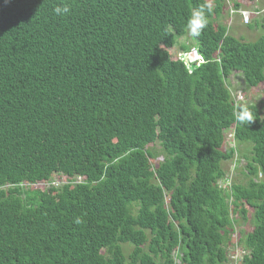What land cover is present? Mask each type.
Segmentation results:
<instances>
[{"label": "trees", "instance_id": "trees-1", "mask_svg": "<svg viewBox=\"0 0 264 264\" xmlns=\"http://www.w3.org/2000/svg\"><path fill=\"white\" fill-rule=\"evenodd\" d=\"M213 2L0 0V264H223L246 205L237 263L264 264V105L226 84L264 82V33L232 36ZM196 12L188 66L170 49ZM234 156L245 181L222 187Z\"/></svg>", "mask_w": 264, "mask_h": 264}, {"label": "rangeland", "instance_id": "rangeland-1", "mask_svg": "<svg viewBox=\"0 0 264 264\" xmlns=\"http://www.w3.org/2000/svg\"><path fill=\"white\" fill-rule=\"evenodd\" d=\"M208 4L213 5V0H206ZM237 2L242 6H245V8L242 11H231L233 9V3ZM223 3V10L222 14L220 15L219 22L224 24L227 27L228 33L236 38H241V41H244L246 43L254 42L255 39L260 35L264 33V29L256 26H253L252 28H247L243 19L244 17L248 18L251 21V19H254L255 17L260 20V18L264 17V0H222ZM254 5L257 6V8H253ZM251 8V10H250ZM253 9V10H252ZM259 11V12H256ZM191 31L190 29L187 31V33L181 37L176 38V43L173 48L170 49L171 53H174V56H176V53L180 51L179 44L180 43H186L187 46L193 47V42L190 39ZM226 84L228 85L231 95L236 103L245 104V103H255L259 107H263L264 105V82L261 84H258L255 87H246L242 81L241 75L239 72H233L227 79ZM229 145H233L232 142V134L231 131L226 130L224 133V145L223 148L228 147ZM149 149L154 153V157L151 159V164L155 167L163 158L162 151H160V146L158 143L153 144L151 147L149 146ZM238 149L240 153H244L245 157H249V152L246 147V145H238ZM237 157L234 156L231 160H227L222 163V169L224 171V179L219 182V185L222 187H227V185L232 183H244L245 178L243 177L242 173H244V164L245 159H238L236 163L234 162ZM53 182L54 180L56 184H60L62 181L65 180V178H57V176H54L52 178ZM61 179V180H59ZM76 181H81V177H77ZM44 186H48V184L44 183ZM247 213L246 218L242 219L240 218L239 212L236 213L232 217H236V221L234 225L232 226V229L230 230L229 240L226 244V250H227V261L223 264H238V260L240 258V255L243 253L244 250H241L239 248V243L242 242V238L248 231L251 230L253 226V217L251 208L246 205ZM238 241V243H237ZM129 252L128 249L125 250V253L127 254ZM176 263H178V260H176Z\"/></svg>", "mask_w": 264, "mask_h": 264}, {"label": "clouds", "instance_id": "clouds-1", "mask_svg": "<svg viewBox=\"0 0 264 264\" xmlns=\"http://www.w3.org/2000/svg\"><path fill=\"white\" fill-rule=\"evenodd\" d=\"M54 11H55V13L57 15H66V14L69 13L70 9L68 7H66V6L65 7H56ZM249 21H250V19H249ZM206 25H207V20H206V18L203 15L202 12H196L194 14L193 18H191L189 20V22H188V27H189V29L191 31V34L193 36L199 35L200 34V30H202L203 28H205ZM190 48H192V47H190ZM197 53H198V51H197ZM198 54H200V53H198ZM201 63H203V62H201ZM201 63H198L197 64L195 61L192 62V64H196V65H199ZM235 118L240 123H250L253 120L252 115H251L249 109L246 106H243V105H241L239 107V109H238V111L236 113ZM77 222L79 223V221H77Z\"/></svg>", "mask_w": 264, "mask_h": 264}, {"label": "built area", "instance_id": "built-area-1", "mask_svg": "<svg viewBox=\"0 0 264 264\" xmlns=\"http://www.w3.org/2000/svg\"><path fill=\"white\" fill-rule=\"evenodd\" d=\"M244 23L248 22V18L244 17ZM177 58H180L185 64L188 66L192 64V62L201 63L203 62V58L200 54L197 53V50L192 47L188 51H179L176 54Z\"/></svg>", "mask_w": 264, "mask_h": 264}, {"label": "crops", "instance_id": "crops-1", "mask_svg": "<svg viewBox=\"0 0 264 264\" xmlns=\"http://www.w3.org/2000/svg\"><path fill=\"white\" fill-rule=\"evenodd\" d=\"M251 2H253L252 0H251ZM257 8V6L256 5H254V7L253 8ZM245 8V6H242L241 8H240V10H243ZM250 10H251V8H250ZM253 10V9H252ZM259 12V11H258Z\"/></svg>", "mask_w": 264, "mask_h": 264}, {"label": "bare ground", "instance_id": "bare-ground-1", "mask_svg": "<svg viewBox=\"0 0 264 264\" xmlns=\"http://www.w3.org/2000/svg\"><path fill=\"white\" fill-rule=\"evenodd\" d=\"M243 21H245V20L243 19Z\"/></svg>", "mask_w": 264, "mask_h": 264}]
</instances>
